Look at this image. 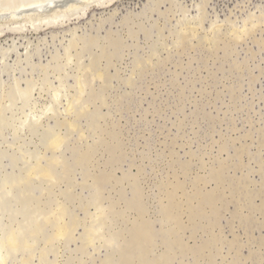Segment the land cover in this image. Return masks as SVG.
<instances>
[{"label": "rangeland", "instance_id": "1", "mask_svg": "<svg viewBox=\"0 0 264 264\" xmlns=\"http://www.w3.org/2000/svg\"><path fill=\"white\" fill-rule=\"evenodd\" d=\"M33 26L0 25L5 264H264V0Z\"/></svg>", "mask_w": 264, "mask_h": 264}, {"label": "bare ground", "instance_id": "2", "mask_svg": "<svg viewBox=\"0 0 264 264\" xmlns=\"http://www.w3.org/2000/svg\"><path fill=\"white\" fill-rule=\"evenodd\" d=\"M107 1L113 2L114 0H0V23H4L0 25L12 26L21 24L25 26L30 24L35 25L30 28L38 31L42 27L55 26L68 20L79 19L85 16L91 7L95 5L104 7ZM77 15L80 16L71 19L72 16ZM25 29L18 26V28L12 30L23 32ZM3 30L5 29L0 31L2 32ZM63 234L64 230L58 232L59 236ZM1 250L0 246V264H5L7 260L5 259V261L1 257Z\"/></svg>", "mask_w": 264, "mask_h": 264}]
</instances>
